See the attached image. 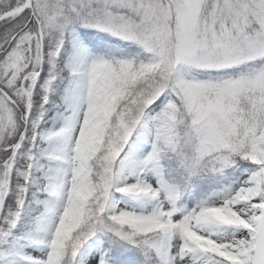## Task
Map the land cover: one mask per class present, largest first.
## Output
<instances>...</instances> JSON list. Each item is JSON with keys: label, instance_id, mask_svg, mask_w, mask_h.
<instances>
[{"label": "snow or ice", "instance_id": "1", "mask_svg": "<svg viewBox=\"0 0 264 264\" xmlns=\"http://www.w3.org/2000/svg\"><path fill=\"white\" fill-rule=\"evenodd\" d=\"M0 264H264V0H0Z\"/></svg>", "mask_w": 264, "mask_h": 264}]
</instances>
